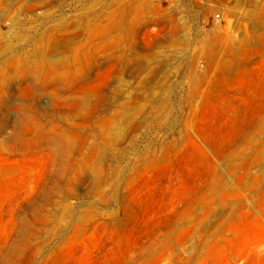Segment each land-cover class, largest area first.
<instances>
[{
    "label": "rangeland",
    "instance_id": "obj_1",
    "mask_svg": "<svg viewBox=\"0 0 264 264\" xmlns=\"http://www.w3.org/2000/svg\"><path fill=\"white\" fill-rule=\"evenodd\" d=\"M0 264H264V0H0Z\"/></svg>",
    "mask_w": 264,
    "mask_h": 264
}]
</instances>
